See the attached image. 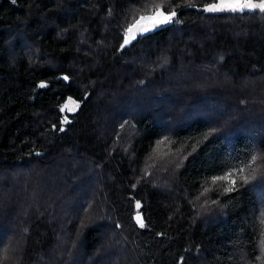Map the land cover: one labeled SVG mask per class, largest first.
<instances>
[{
    "label": "trees",
    "instance_id": "obj_1",
    "mask_svg": "<svg viewBox=\"0 0 264 264\" xmlns=\"http://www.w3.org/2000/svg\"><path fill=\"white\" fill-rule=\"evenodd\" d=\"M0 264H264V0H0Z\"/></svg>",
    "mask_w": 264,
    "mask_h": 264
},
{
    "label": "rangeland",
    "instance_id": "obj_2",
    "mask_svg": "<svg viewBox=\"0 0 264 264\" xmlns=\"http://www.w3.org/2000/svg\"><path fill=\"white\" fill-rule=\"evenodd\" d=\"M154 18H159V17H163V15L161 14V12H158V13H156L154 16H153ZM210 68H215L216 69V67L215 66H212V64H210V65H208V66H204L203 65V67H201V68H199L198 70H197V73H198V77H199V80H201V74L200 73H202V72H206V70H208V69H210ZM180 73V72H179ZM194 77H196V75L194 74ZM191 79V78H190ZM186 78L182 75V73H180V76L178 77V79L176 80V82L178 83V87H177V89L178 90H181V91H184V90H186L187 91V88H189L190 86H187V84L186 85H181L182 84V82L183 83H185L186 82ZM217 81H222V82H224V83H230L231 81H225L224 80V77H222L221 79H219V78H217ZM220 84V83H219ZM196 87H194V89H195ZM200 89V88H199ZM73 108H74V106L72 105V106H69L68 105V107L66 108V110H73ZM191 112H192V110H190ZM206 118V117H205ZM77 259H78V256H77Z\"/></svg>",
    "mask_w": 264,
    "mask_h": 264
},
{
    "label": "water",
    "instance_id": "obj_3",
    "mask_svg": "<svg viewBox=\"0 0 264 264\" xmlns=\"http://www.w3.org/2000/svg\"><path fill=\"white\" fill-rule=\"evenodd\" d=\"M208 8H210V9H215L214 6H210V7H208ZM208 8H206V9H208ZM216 9H218V8H216ZM140 27H141L140 24H135V25L131 26V27L128 29L126 35H125V40L128 41V39H129L130 37L133 38L134 36H135V37L138 36V35L140 34ZM143 34H145V33H143Z\"/></svg>",
    "mask_w": 264,
    "mask_h": 264
}]
</instances>
